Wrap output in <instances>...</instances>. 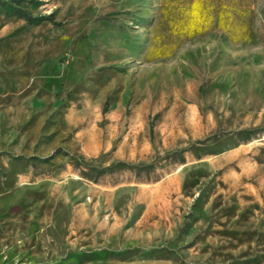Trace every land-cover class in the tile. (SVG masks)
<instances>
[{"label": "rangeland", "instance_id": "374dc122", "mask_svg": "<svg viewBox=\"0 0 264 264\" xmlns=\"http://www.w3.org/2000/svg\"><path fill=\"white\" fill-rule=\"evenodd\" d=\"M184 4L0 0V264H264V0Z\"/></svg>", "mask_w": 264, "mask_h": 264}, {"label": "crops", "instance_id": "0c3cea01", "mask_svg": "<svg viewBox=\"0 0 264 264\" xmlns=\"http://www.w3.org/2000/svg\"><path fill=\"white\" fill-rule=\"evenodd\" d=\"M185 2L186 4H184V7L187 9L189 8L191 11H195V6H194V3L198 2V1H202V0H168V2H173V3H176V2ZM205 1H210V0H205ZM188 4V5H187ZM164 16V15H163ZM162 16V17H163ZM166 18V17H165ZM190 22L192 21H189V24ZM194 28H196L194 25H188V28L184 30V32H181V35L182 34H186L187 38L191 37V36H194L196 35V32L195 30H193ZM200 31V30H199ZM180 33V32H179Z\"/></svg>", "mask_w": 264, "mask_h": 264}, {"label": "trees", "instance_id": "16d2710c", "mask_svg": "<svg viewBox=\"0 0 264 264\" xmlns=\"http://www.w3.org/2000/svg\"><path fill=\"white\" fill-rule=\"evenodd\" d=\"M25 14H26V13H25ZM26 16H28V18H32L30 15H27V14H26Z\"/></svg>", "mask_w": 264, "mask_h": 264}]
</instances>
